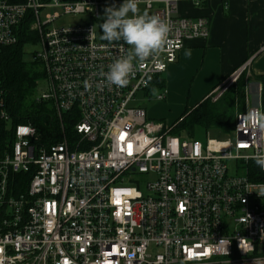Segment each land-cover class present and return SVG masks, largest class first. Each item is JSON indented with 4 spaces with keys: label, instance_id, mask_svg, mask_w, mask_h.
<instances>
[{
    "label": "built area",
    "instance_id": "2783aa9c",
    "mask_svg": "<svg viewBox=\"0 0 264 264\" xmlns=\"http://www.w3.org/2000/svg\"><path fill=\"white\" fill-rule=\"evenodd\" d=\"M179 1L141 0L145 12L169 22L174 47L116 87L101 73L130 49L100 39L98 11L123 0H0V46L17 44L29 25L35 36L27 43L38 46L31 62L46 84L34 97L51 103L61 128L59 142L43 144L32 124L12 125L0 84V121L13 130L0 157V264H264V180L246 173L264 143L241 123L261 105L246 100L233 139L203 144L181 139L137 102L186 41L209 34L206 17L178 14ZM86 13L87 23L54 26ZM245 68L220 82L212 100ZM153 99L164 101V91Z\"/></svg>",
    "mask_w": 264,
    "mask_h": 264
},
{
    "label": "crops",
    "instance_id": "0c3cea01",
    "mask_svg": "<svg viewBox=\"0 0 264 264\" xmlns=\"http://www.w3.org/2000/svg\"><path fill=\"white\" fill-rule=\"evenodd\" d=\"M177 12L206 17L209 34L185 42L162 75L165 100L156 107L197 104L244 65L246 100L260 104L261 86L255 77L264 75V0H181ZM160 114L148 110L151 118Z\"/></svg>",
    "mask_w": 264,
    "mask_h": 264
},
{
    "label": "trees",
    "instance_id": "16d2710c",
    "mask_svg": "<svg viewBox=\"0 0 264 264\" xmlns=\"http://www.w3.org/2000/svg\"><path fill=\"white\" fill-rule=\"evenodd\" d=\"M99 34L102 35L100 25ZM34 36L29 25L25 23L17 44L0 46V84L5 92V103L12 118V125L30 123L40 132L41 142L50 144L61 140L59 121L50 102H37L34 97L38 82L44 77L42 69L37 63L25 61L23 58V45ZM247 79L244 71L233 86L217 100L212 101L210 94L199 103L185 107L184 112L172 123V132L180 134L181 131H186L192 135L194 127L199 126L205 131L229 135L234 126L236 113L245 110ZM255 80L261 86L260 105L264 110V75L256 76ZM163 84L161 78L154 87L160 90ZM63 128L65 134L71 136L73 121L68 120L66 116ZM12 141V128H8L5 122L0 121V157ZM246 173L253 180H264V174L255 161L249 163Z\"/></svg>",
    "mask_w": 264,
    "mask_h": 264
},
{
    "label": "clouds",
    "instance_id": "9594fccd",
    "mask_svg": "<svg viewBox=\"0 0 264 264\" xmlns=\"http://www.w3.org/2000/svg\"><path fill=\"white\" fill-rule=\"evenodd\" d=\"M140 2L141 0H123L119 6L113 4L104 10L100 39L109 43L122 40L130 49L125 56L110 64L107 72L101 73L107 85L127 86L138 65L149 60L158 62L162 52L174 47V41L170 39L169 22L158 15L141 12ZM85 87L91 88V84L85 82ZM155 92L153 89L154 95ZM241 123L253 133L258 131L259 142L264 143V110L249 109ZM252 159L264 170V151L257 150ZM261 193L264 194V188Z\"/></svg>",
    "mask_w": 264,
    "mask_h": 264
},
{
    "label": "rangeland",
    "instance_id": "374dc122",
    "mask_svg": "<svg viewBox=\"0 0 264 264\" xmlns=\"http://www.w3.org/2000/svg\"><path fill=\"white\" fill-rule=\"evenodd\" d=\"M63 1L66 3H72V2H75L76 0H63ZM120 4L121 3H117L115 5L119 6ZM111 5H113V4H104V5H101L99 7L98 23L103 22L104 10L106 7L111 6ZM139 9L141 12H145V9H144L142 4H139ZM53 11H54V9L49 10V12H53ZM89 21H90V15L88 13H86V14H75V15L69 14V15L62 16L61 18L56 20L54 23V26H60V25L69 24V23H71V24L72 23L83 24V23H87ZM30 36H32V34ZM37 48H38L37 44H34V43H26L25 45H23V58H24V60L30 62L31 61V53ZM225 82L228 83L229 80L227 79V80H225ZM232 86H233V84L228 86V88L225 90V92L227 90H229ZM45 88H46L45 82L43 80H40V82L38 83L37 89L35 91L36 94L42 93ZM153 89H155V87ZM156 92H157V90H156ZM156 92H155V95H156ZM155 95L153 94V90L151 91V93L149 95H144L143 92H139V94H137V102L139 105L146 108L147 111L151 110V109L160 110V113H161L160 116L157 115L156 117L153 116L152 118H154L156 120H161L167 124L174 123V121L184 112L185 107H191V106L196 104V103L195 104L194 103L189 104V102L184 101V102H180L179 106L174 105V106H169L168 108L166 106L165 107L161 106V107L157 108L156 106L159 105L158 103L161 104L163 101L157 102L156 100H154L153 97ZM250 103L252 105V101ZM179 136L181 139L193 138L195 140L202 142L203 144L206 142L207 137L219 138V139L227 137V135L224 136V135H220V134H215L211 131H205V129H203L202 127H199V126L194 127L192 135H189V133H187L186 131H181ZM228 136L231 139L234 138V135L232 133H230ZM231 165H232V163L230 161V166ZM150 179H153V176H147L146 177V181H148Z\"/></svg>",
    "mask_w": 264,
    "mask_h": 264
},
{
    "label": "snow or ice",
    "instance_id": "6c2138e0",
    "mask_svg": "<svg viewBox=\"0 0 264 264\" xmlns=\"http://www.w3.org/2000/svg\"><path fill=\"white\" fill-rule=\"evenodd\" d=\"M181 209L183 210V206H181ZM191 254V253H190ZM206 254V253H205Z\"/></svg>",
    "mask_w": 264,
    "mask_h": 264
}]
</instances>
